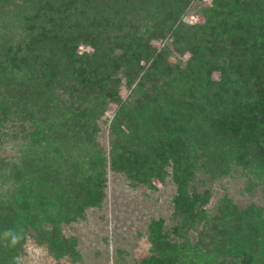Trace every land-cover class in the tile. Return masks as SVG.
<instances>
[{"label":"trees","instance_id":"obj_1","mask_svg":"<svg viewBox=\"0 0 264 264\" xmlns=\"http://www.w3.org/2000/svg\"><path fill=\"white\" fill-rule=\"evenodd\" d=\"M190 1L0 0V99L32 121L17 129L20 153L0 157V186H6L0 189V264H15L28 227L50 249L60 247L51 238L59 234L55 226L40 228L57 222L55 200L73 192L79 208L100 201L103 157L90 140L99 116L93 110L106 100L117 104L110 121L113 169L135 171L148 182L170 164L179 188L178 224L166 230L151 220L149 253L136 264H264L262 207H238L223 195L206 217L201 203L208 194L183 190L194 152L214 150L219 134L232 142L226 149L240 164L264 169V0H210L201 9L203 22L187 24L180 16ZM155 36L187 50L185 65L168 63V44L156 49L148 42ZM79 44L91 51L77 53ZM141 60L147 64L142 80L155 92L131 103L117 98L119 76L127 71L129 84V71L137 72ZM210 71L218 77L211 79ZM35 119L48 121V130L56 126L50 141L36 138ZM124 127L138 137L127 138ZM80 134L90 151L84 172L74 153ZM58 157L69 165L53 178ZM195 224L201 228L191 241L186 231Z\"/></svg>","mask_w":264,"mask_h":264},{"label":"rangeland","instance_id":"obj_2","mask_svg":"<svg viewBox=\"0 0 264 264\" xmlns=\"http://www.w3.org/2000/svg\"><path fill=\"white\" fill-rule=\"evenodd\" d=\"M209 2L210 0H191L188 6L184 7L180 16L181 21L187 24L203 22L204 16L201 9ZM129 10L131 11L130 8ZM134 15L136 17L135 13ZM148 42L156 49L161 48L163 44H168L170 52L166 55V61L170 64L178 63L184 66L190 55L187 50L181 53L175 50L176 47L168 38L161 39L155 36L148 39ZM76 50L77 53L90 52L91 47L79 44ZM146 65L141 60L137 72L129 71L132 78L129 84L124 75L127 71L119 76L117 98L131 103L138 97L143 99V94L150 95L155 92V88L152 91L148 90L150 84L147 79L142 80L144 75L142 68ZM209 75L211 79H216L218 72L210 71ZM168 93L171 97L176 96L172 92ZM81 103L85 104L83 101ZM116 108V103L106 100L102 107L93 110V113L99 116L95 120L90 142L103 157V163L99 166L103 171L101 181L103 193L100 201L97 204L79 208L74 202L78 195H72L73 192H69L62 200H55L52 213L57 214V222L56 219L55 224L49 221L41 224L40 228L51 232L54 230L53 227H56L59 234L51 238L60 244V249H50L45 242L47 240L37 237L32 227H28L29 231L25 233L19 249L16 250L15 264H136L149 253L150 244L147 235L151 220H160L166 230L178 224L174 214V197L179 188L171 177L170 164L164 167L167 173L163 177H152L148 182L143 181L135 171L125 174L111 166L109 151L113 137L110 121ZM0 117L3 118L0 124V157L9 161V158L20 153L19 147L23 139L22 133L17 132V129L22 126L29 129L32 121L17 116L6 98L2 101L0 99ZM35 122L32 125L37 124L36 138H39L41 142L50 141L49 136L56 132V126L53 124L54 130L52 128L48 130L49 124L45 119H35ZM121 131L126 133L129 139L138 137V131L132 127L130 130L124 127ZM83 136L80 134V138L78 137L76 141L81 148H77L74 152L81 156L79 172L87 170L89 162L90 151L86 152ZM221 138L222 134L215 136L214 150L210 149V152L204 154H200V151L194 152L197 159L195 158L193 163L192 159H189L193 165L189 168L190 173L184 180L183 190L187 195L193 194L191 190L198 194H208L206 202L201 203L206 217L213 214L219 198L223 195L238 207L254 203L264 210V169L252 163L240 164L239 157L228 153L226 149V145L229 147L233 145L232 142L225 137L223 140ZM57 159L58 162L52 164L50 172V177L53 178L69 165V162H63V158ZM62 175L65 174H61L60 179ZM5 188L6 186L2 187V192ZM195 226L196 229L186 231L191 241L195 240L201 224H195ZM170 237L175 238L171 231Z\"/></svg>","mask_w":264,"mask_h":264}]
</instances>
